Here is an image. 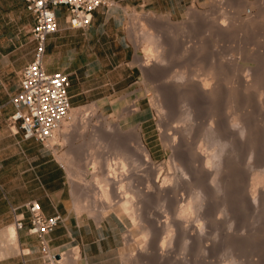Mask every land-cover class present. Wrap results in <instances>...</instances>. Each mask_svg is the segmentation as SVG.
Instances as JSON below:
<instances>
[{"label":"rangeland","instance_id":"rangeland-1","mask_svg":"<svg viewBox=\"0 0 264 264\" xmlns=\"http://www.w3.org/2000/svg\"><path fill=\"white\" fill-rule=\"evenodd\" d=\"M242 3L246 7L240 14L242 13L243 20L247 19L252 22L249 26H239V23L234 21V17L238 13V6ZM263 4L264 0H189L186 3L185 11L178 17H172L165 13L140 12L139 15L142 17L151 15L159 19L154 21L148 18L145 23L144 20L141 21L140 18L131 15L128 27L130 37L136 45L132 63L137 65V77L127 88L120 89L112 95L111 101L113 104L107 107L102 108L94 102L80 106L73 105L72 108L79 109L81 113L92 114L95 112L96 116L92 117L88 127H81L83 125H78L80 129L75 127L76 129L71 133L70 144H63L62 139V141L58 140L54 144L55 153L66 166L75 202L79 201L86 207L97 205L91 211L82 210L80 212L90 214L97 220L102 217V211L106 209L100 210L99 206L102 205V202L105 203L101 200L99 194H96V191H99L96 175L99 172L100 162L109 159L110 163L114 162L115 164L116 162L121 165V160H118V157L121 158L118 147L138 153L137 139L132 130L133 128L140 127L142 129V139L152 149L154 164L156 166L165 165L168 160V152L161 139V132L166 122L172 123L175 117L178 116L183 103H175L177 111L179 110L175 116L165 117L155 106L157 105L155 101L160 95L161 87L171 82L170 78L175 73L183 70L182 72L187 71L185 73L199 72L198 74H201L203 70L206 71L209 67L217 68V82L221 87L222 94L217 102L219 106H217L222 109V117L230 119L238 107L244 106L241 101L246 94L245 89L242 87L245 75L249 74L254 77L257 72L258 74L264 73V16L260 11ZM193 7L197 9V13L192 14L190 12ZM244 11H251V14L248 15L249 12L246 14ZM222 12H226L227 23L229 22L228 30L224 31L218 29L219 23L222 21L220 19ZM247 16L252 17L248 18ZM214 18H216L215 20L218 19L217 23L213 22ZM140 21L141 23L144 22L145 26L140 25ZM194 22H198V24L194 26ZM183 23L186 25L181 29ZM144 28L151 30L162 41L159 51L163 55L165 54L166 60L161 66L162 71L160 73L143 69L142 60L147 57ZM16 43V46H19L18 48L13 41H9V43L7 41L5 47V51H11L10 53L14 51V48L17 49V52L11 55L15 67L8 75V80L14 84H17L20 75L19 67L16 65L17 60L19 58L23 60L33 47V41L29 33L23 35L21 41ZM254 70L255 75L253 74ZM233 91L238 92L239 95L232 104ZM255 92V88H250L247 91L252 99H259V94ZM250 108L257 124L264 125L262 124L264 123V109H260L255 104ZM215 113V105H207L201 110L199 122L208 123ZM228 122L229 120H226L227 126H229ZM117 123L121 124L123 130L118 134L111 127V125ZM227 132L232 133L230 126L227 127ZM51 140L52 138L50 144H52ZM69 151L71 159H61V156ZM102 158L104 159L101 160ZM237 160L240 164L234 169L235 171L230 169L231 171L228 170L227 172L231 174L234 171V174L239 175L238 189H241L250 163L254 162L256 167L260 168L261 166L260 169H263L264 147H262L256 159H251L246 150L240 148L238 155L232 154L228 162L234 165L233 168H235ZM258 160H260L259 165ZM127 164V167L131 168L130 160ZM140 185L145 186L142 182L139 183V187H141ZM212 187L210 185V188ZM233 190L234 188H229L225 195L218 194V196L212 192L207 208V213L209 212L208 214H212V216L210 218L209 215L208 218L204 219L205 221L203 220L206 228L203 240H192L186 251L178 252L176 250L179 253L178 257L182 256L181 259L186 257L189 264H227L232 262L238 264H264V241L259 234L257 225L260 212L256 215L255 212L253 213L247 209L245 211L244 209L243 212H239L241 215L236 220H231L230 216L224 213L225 201L229 199V194ZM135 200L139 202L143 213L156 221L164 218L165 208L170 210V206L165 204L158 195L145 199L136 196ZM106 215L112 216L117 221L118 228L122 231L121 264H171L160 258L159 253L157 254L161 240L157 242L155 251L153 250L154 254L151 256L142 254L141 256L136 255V259L134 258L136 261L132 259L133 257L130 255L136 253L137 248H139L138 244L142 245L146 242L143 227L139 224L140 221H137L136 224L138 223V225H135V221L119 210L117 206L109 209V212H105L103 216ZM226 236L228 239H226ZM130 237L131 240H129ZM232 240L233 242L237 241L238 245L234 246ZM77 251L78 249L73 247L70 251L66 250V255L69 257V253L73 252L74 254L71 255L78 257ZM138 256L142 258L138 259Z\"/></svg>","mask_w":264,"mask_h":264},{"label":"bare ground","instance_id":"bare-ground-1","mask_svg":"<svg viewBox=\"0 0 264 264\" xmlns=\"http://www.w3.org/2000/svg\"><path fill=\"white\" fill-rule=\"evenodd\" d=\"M243 3L239 4L238 13L234 17V21L238 22L239 26H249L252 22L247 19L243 20L241 17L242 13L240 14L246 7ZM260 11L264 16V4L260 7ZM190 12L192 14L197 13V9L193 7ZM247 13L249 15L251 11H247ZM221 14L219 16L222 21H220L218 29L220 31L228 30L229 22L227 23L226 12ZM247 17L251 18L252 16ZM148 18L154 21L159 20L151 15L140 19L146 23ZM215 19L213 22L217 23L218 19ZM143 23L140 25L145 26V23ZM195 24H198V22H194L193 25L195 26ZM185 25L183 23L181 29ZM143 30L145 32L144 39L147 43L145 46L147 57L142 60L143 69L160 73L162 71L161 66L166 60L165 54L163 55L159 51L162 41L151 30H147V28ZM182 71L175 73L170 78V81H172L161 87L160 95L155 101L157 104L155 106L165 117L175 116L179 111H177L175 103H183L182 110L178 116L175 117L172 123L166 122L161 132V139L168 152V160L165 165L156 166L154 164L152 149L144 143L140 127L132 129L137 139L138 153L118 147L121 155L118 160H121V165L116 162L115 164L114 162L110 163L109 159L101 162L98 160L100 168L96 175V181L98 182L99 191H96V194H99L102 198L101 200L105 203L103 204L102 202L99 209H106L102 211V217L105 212H109V209L117 206L119 210L135 221V225H138L136 222L140 221L139 224L143 227V233L146 238L144 240L146 242L142 245L138 244L139 248H137L136 253L130 255L133 257L132 259H136V255L141 256L142 254L151 256L154 254L157 242L161 240L159 252H157L160 258L171 264H189V260L186 257L182 259V256L178 257V252L186 251L190 247L192 240H203L206 232L203 220L210 215L208 214L209 212L207 213L210 195H212V192L217 196L218 194L225 195L229 188H234V190L229 194V199L225 201V205L223 204L225 206L223 209L224 213L229 215L231 220H236L241 215L239 212L244 209L245 211L246 209L251 210L255 214L260 212L257 225L259 234L264 241V165L263 169H260L261 166L258 168L254 165V162L250 163L249 170L247 169L248 171H246V178L242 182V188L238 189L240 183L239 175L233 172L240 164L239 159L235 163V168H233L234 165L228 162L232 154L238 155L240 148H244L251 159H256L262 147H264V125L257 124L250 108V106L255 104L260 109H264V73L258 74L257 72L255 75L254 70V77L249 74L245 75L242 87L245 89L246 94L244 93L245 96L241 101L244 106L238 107L230 119H224L221 115L222 109L217 104L220 95H222L221 87L217 82V68L209 67L206 71L203 70L201 74H198L199 72H189V74L185 73L187 71ZM250 88H255V93L259 94V99H252V96L247 93ZM232 95L231 103L233 104L239 94L234 92ZM207 105H215L216 113L213 114L208 123L203 124L199 122L201 118L199 115L202 108ZM82 113L79 109L71 108L70 119L64 121L55 131L51 140L52 145L61 139L64 141L63 144H70L71 133L76 129L75 127L79 129L78 125L88 127L92 117L96 116L95 112L92 114L83 113L87 117H84ZM226 120H229L228 124L232 128L231 134L227 132V127L229 126L226 125ZM111 127L114 128L117 134L123 132L120 123L111 125ZM198 135L200 136L199 138ZM61 159H71L70 151L63 154ZM129 160L131 161V168L127 167ZM259 163L260 160H258V165ZM230 169L234 171L228 174L227 171ZM140 182L144 183L145 186L140 185L141 187H139ZM210 185L213 187L210 188ZM153 195L160 196L162 201L170 206V210L165 208L166 214H164V218L158 221L144 214L139 202L135 200L136 196L145 199ZM184 201L185 203L183 204ZM76 206L79 211H91L97 205L86 207L78 201ZM211 216L212 214L210 218ZM17 235L18 233L14 226L9 231V237L16 241ZM131 239L130 237L129 240ZM232 243L235 246L237 241L233 242L232 240ZM144 255L143 257H145ZM76 258L70 255L66 258V264H74ZM140 258L142 257L138 256V259Z\"/></svg>","mask_w":264,"mask_h":264},{"label":"crops","instance_id":"crops-1","mask_svg":"<svg viewBox=\"0 0 264 264\" xmlns=\"http://www.w3.org/2000/svg\"><path fill=\"white\" fill-rule=\"evenodd\" d=\"M188 1L115 0L112 6L96 8L86 29L71 26L66 6L60 5L59 28L46 41L45 66L49 71L69 74L74 106L94 102L107 107L113 104L111 96L137 77V65L132 63L136 45L128 27L131 15L141 18L140 12H154L178 17ZM35 21L25 0H0V264H43L39 239L28 230L30 214L26 204L31 199H37L47 215H64L49 234L54 251L77 248L74 264H121L123 240L117 221L110 215L97 220L79 211L66 166L55 153V143L26 138L21 129L14 131L8 125L14 111L12 95L20 88L21 70L35 55L36 42L31 33ZM26 33L33 47L23 60H17L20 75L14 84L8 75L15 67L11 55L17 49L6 52V42L13 41L16 46ZM15 211L24 215L25 226L15 227L18 235L13 241L9 231L15 226Z\"/></svg>","mask_w":264,"mask_h":264},{"label":"built area","instance_id":"built-area-1","mask_svg":"<svg viewBox=\"0 0 264 264\" xmlns=\"http://www.w3.org/2000/svg\"><path fill=\"white\" fill-rule=\"evenodd\" d=\"M25 1L36 20L31 28L36 49L34 58L21 70L20 88L12 95L14 111L8 117V125L14 131L21 129L26 138L50 143L58 127L70 119L73 107L69 74L49 71L44 63L47 37L59 28L57 9L65 5L68 23L86 29L92 23L96 8L112 6L115 0ZM26 206L30 214L28 230L39 239L43 264H66V250L54 251L49 239V234L64 220V215L60 212L45 214L37 199L29 200ZM24 226V215L15 211V227Z\"/></svg>","mask_w":264,"mask_h":264}]
</instances>
